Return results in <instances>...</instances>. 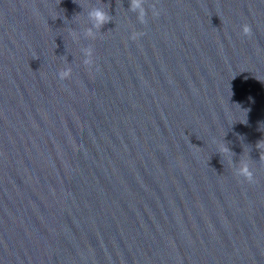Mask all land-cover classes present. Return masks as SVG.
I'll use <instances>...</instances> for the list:
<instances>
[{
  "label": "water",
  "instance_id": "95a60500",
  "mask_svg": "<svg viewBox=\"0 0 264 264\" xmlns=\"http://www.w3.org/2000/svg\"><path fill=\"white\" fill-rule=\"evenodd\" d=\"M0 264H264V0H0Z\"/></svg>",
  "mask_w": 264,
  "mask_h": 264
}]
</instances>
